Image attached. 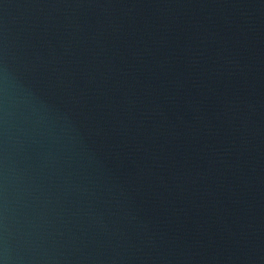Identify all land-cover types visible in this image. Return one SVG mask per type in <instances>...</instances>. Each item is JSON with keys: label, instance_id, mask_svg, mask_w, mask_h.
Masks as SVG:
<instances>
[{"label": "water", "instance_id": "1", "mask_svg": "<svg viewBox=\"0 0 264 264\" xmlns=\"http://www.w3.org/2000/svg\"><path fill=\"white\" fill-rule=\"evenodd\" d=\"M0 264H264V0H0Z\"/></svg>", "mask_w": 264, "mask_h": 264}]
</instances>
